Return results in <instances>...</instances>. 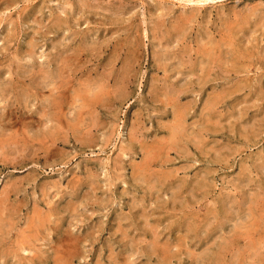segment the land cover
<instances>
[{
	"label": "rangeland",
	"instance_id": "obj_1",
	"mask_svg": "<svg viewBox=\"0 0 264 264\" xmlns=\"http://www.w3.org/2000/svg\"><path fill=\"white\" fill-rule=\"evenodd\" d=\"M0 264H264V0H0Z\"/></svg>",
	"mask_w": 264,
	"mask_h": 264
},
{
	"label": "bare ground",
	"instance_id": "obj_2",
	"mask_svg": "<svg viewBox=\"0 0 264 264\" xmlns=\"http://www.w3.org/2000/svg\"><path fill=\"white\" fill-rule=\"evenodd\" d=\"M71 67H72V66H71ZM45 72H46V71H45ZM64 74H65V73H64ZM126 84H127V83H126ZM17 91H18V90H17ZM102 91H103V90H102ZM58 101H59V100H58ZM17 107H18V106H17ZM56 107H57V106H56ZM60 109H61V108H60ZM57 114H58V113H57ZM173 135H174V134H173ZM42 141H43V140H42ZM44 141H45V140H44ZM44 141H43V142H44Z\"/></svg>",
	"mask_w": 264,
	"mask_h": 264
}]
</instances>
